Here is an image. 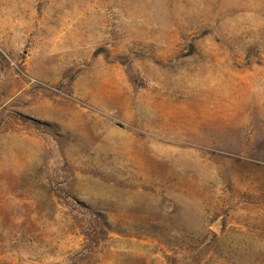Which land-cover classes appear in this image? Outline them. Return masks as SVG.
I'll list each match as a JSON object with an SVG mask.
<instances>
[{
	"label": "rangeland",
	"instance_id": "rangeland-1",
	"mask_svg": "<svg viewBox=\"0 0 264 264\" xmlns=\"http://www.w3.org/2000/svg\"><path fill=\"white\" fill-rule=\"evenodd\" d=\"M0 264H264V0H0Z\"/></svg>",
	"mask_w": 264,
	"mask_h": 264
}]
</instances>
